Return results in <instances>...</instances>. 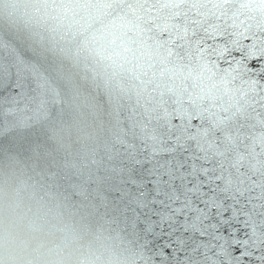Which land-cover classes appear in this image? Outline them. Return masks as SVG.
Masks as SVG:
<instances>
[{"label": "water", "instance_id": "1", "mask_svg": "<svg viewBox=\"0 0 264 264\" xmlns=\"http://www.w3.org/2000/svg\"><path fill=\"white\" fill-rule=\"evenodd\" d=\"M0 264H264V0H0Z\"/></svg>", "mask_w": 264, "mask_h": 264}]
</instances>
